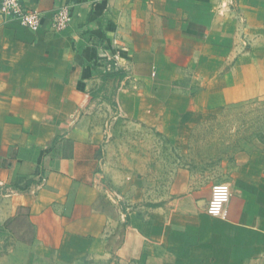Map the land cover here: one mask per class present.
<instances>
[{"label": "crops", "instance_id": "crops-1", "mask_svg": "<svg viewBox=\"0 0 264 264\" xmlns=\"http://www.w3.org/2000/svg\"><path fill=\"white\" fill-rule=\"evenodd\" d=\"M19 1L41 23L32 32L0 13V224L26 212L33 238L15 243L25 263L45 264L49 253L71 255L67 264L95 262L111 244L119 264H264V152L236 157L223 182L226 219L212 218L211 186L174 160L153 159L177 151L144 144L160 140L159 126L199 121L137 114L222 109L224 100L211 102L219 87L233 104L264 96V0ZM61 8L71 21L56 33L51 19ZM185 77L198 79L205 102L175 104L173 91L139 103V79ZM111 109L138 116L135 168L111 149L117 127L99 120ZM113 163L116 180L106 175ZM129 179L139 183L132 210Z\"/></svg>", "mask_w": 264, "mask_h": 264}, {"label": "rangeland", "instance_id": "rangeland-1", "mask_svg": "<svg viewBox=\"0 0 264 264\" xmlns=\"http://www.w3.org/2000/svg\"><path fill=\"white\" fill-rule=\"evenodd\" d=\"M147 72V69L142 71ZM147 79H139V103H151L163 101L173 91L178 97H174L173 103L180 104L183 100L180 97H185V102L203 103L205 99H198L199 89L198 79L185 77L178 82L162 83L153 81L147 83ZM132 81L129 79V82ZM132 85H135L133 83ZM147 85L153 87V93H145L144 88ZM223 90V91H222ZM217 91V90H216ZM222 92V96L212 98L211 102L225 101L223 108L225 109H198L192 108L183 113L174 111L169 113L167 110L153 109L151 106L148 109H139L138 115L149 118H168L173 122L179 119H192L199 121L192 126L185 125H170L159 126V141H145V145L158 147L165 151H177L175 158H153L157 162H167L174 160L177 166L184 165L188 167L195 183H200L201 186H213L214 184L223 183L230 180V168L238 156L258 155L264 152V96L256 99L246 100L238 105H232L234 102L229 98L227 87L218 88V92ZM211 97L207 99L209 100ZM184 102V103H185ZM195 105V104H194ZM193 105V106H194ZM222 110V111H221ZM111 113V117L107 116ZM115 110L105 111V116L99 117L102 125L104 121L113 123V128L117 127L119 139L115 141L111 147L113 151L122 150L126 155L125 163L133 165L139 164V158L134 159L130 156L131 152L137 150L139 152V119L134 110H128L122 113L121 116L114 115ZM168 113V114H167ZM190 127V128H189ZM149 129V127H143ZM144 129V130H145ZM115 161V159H112ZM118 160L117 165H119ZM113 163L106 175L111 177V180L118 179V174L110 173L116 169ZM165 169V168H164ZM164 171V170H163ZM133 179L135 175H132ZM164 176V175H162ZM139 179V175L137 176ZM134 180L129 179L124 190L128 196L129 208L135 209L139 207V189H136ZM211 191V190H210ZM137 199V200H136ZM10 230L14 237H8L4 231ZM3 233V234H2ZM33 238V229L27 221L25 211H19L17 220L0 224V264H26V251L15 246V243H28ZM116 245H108V251L111 253L106 255L107 258L97 256L95 262H86L85 264H119L116 254ZM29 257V256H28ZM45 264H67L71 260V255L49 253L46 257ZM104 259V260H103ZM63 261V262H61ZM71 264V263H70ZM136 264V263H131Z\"/></svg>", "mask_w": 264, "mask_h": 264}, {"label": "built area", "instance_id": "built-area-1", "mask_svg": "<svg viewBox=\"0 0 264 264\" xmlns=\"http://www.w3.org/2000/svg\"><path fill=\"white\" fill-rule=\"evenodd\" d=\"M0 13L17 20L18 23L32 32H36L41 19L36 12L24 9L19 0H1ZM71 17L65 8L58 9L52 16L51 28L60 33L68 28ZM44 182V179L42 180ZM231 196L230 185L227 183L214 184L211 187L210 197L207 202V214L216 219H226V206Z\"/></svg>", "mask_w": 264, "mask_h": 264}, {"label": "trees", "instance_id": "trees-1", "mask_svg": "<svg viewBox=\"0 0 264 264\" xmlns=\"http://www.w3.org/2000/svg\"><path fill=\"white\" fill-rule=\"evenodd\" d=\"M232 105L234 106V105H238V104H232Z\"/></svg>", "mask_w": 264, "mask_h": 264}]
</instances>
